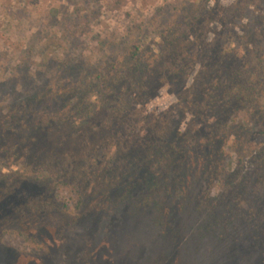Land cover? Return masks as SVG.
<instances>
[{
  "label": "rangeland",
  "instance_id": "rangeland-1",
  "mask_svg": "<svg viewBox=\"0 0 264 264\" xmlns=\"http://www.w3.org/2000/svg\"><path fill=\"white\" fill-rule=\"evenodd\" d=\"M198 1L0 0V148L14 143L7 138L12 129L28 128L41 146H32L27 158L60 168L84 165L89 159L100 162L109 143L122 146L119 143L125 138L120 133L127 134L122 123L128 121L142 125L132 142H127L128 147H124L123 155L129 162L135 158L134 148L141 152L148 145L154 124H145L152 121L154 114L173 110L178 129L188 128L190 117L176 110L179 95L170 91L168 85L137 94L127 115L103 112L80 127L58 124L55 118L42 135V118L35 113L59 111L61 99L54 107L55 100L46 95L29 120L19 114L25 99L40 88L41 82L61 76L70 78V67L88 60L105 62L106 57L115 56L129 43L143 42L148 33L182 21L183 14ZM245 1L248 4L241 0L209 3L205 18L208 32L201 33L199 26L194 30L203 42L202 46L196 42L200 46L196 52H201V56L189 74L188 86L204 65L217 62L220 52L222 56L234 48L241 54L253 44L254 40L246 36L250 37L263 23L264 0ZM75 7L83 8L82 16L76 17ZM85 15L96 18L89 24ZM70 35H75L74 40L70 41ZM228 57L233 62L234 55ZM138 109L141 117L136 115ZM57 125L61 128L56 131ZM257 143L253 129L246 132L245 163L240 177L232 164L234 173L228 176V187L233 185V189L228 195L236 207L221 206L225 216L230 211L227 223L221 222L211 208L201 205L206 177L195 163L183 200L178 192L167 193L160 188L165 172L159 170L144 178L140 191L132 192L117 207L96 208L95 200L101 191L97 183L86 199L83 211L89 212L90 217L85 220L70 223L71 218L68 222L61 215L54 219L30 212L25 218L0 215V264H264V211L257 207L251 210L249 206L246 212L237 209L238 200L244 204L246 198H235L237 184L245 180L252 185L257 176ZM219 190L216 187L213 195ZM178 218V223L173 222ZM30 229L35 230L39 244L20 236L19 231L29 233Z\"/></svg>",
  "mask_w": 264,
  "mask_h": 264
},
{
  "label": "trees",
  "instance_id": "trees-1",
  "mask_svg": "<svg viewBox=\"0 0 264 264\" xmlns=\"http://www.w3.org/2000/svg\"><path fill=\"white\" fill-rule=\"evenodd\" d=\"M211 1L199 0L183 14L182 21L148 33L143 42L129 43L115 56L106 57L105 62L88 60L70 67V78L61 76L41 82L40 88L25 99L19 114L29 120L39 100L46 95L55 100L54 107L61 99L59 111L37 110L35 113L42 118L39 126L42 135L55 118L58 124L73 123L80 127L103 112L122 116L133 109L137 94L168 85L170 91L179 95L176 110L190 117L188 128L178 129L173 110L154 114L152 121L145 124H154L148 145L141 152L134 148L135 158L126 162L124 147L127 148V142L141 131L142 125L138 122L142 118L137 125L123 122L127 134L120 133L125 138L119 143L122 146L109 143L100 162L89 159L84 165L61 168L27 158L32 146L34 149L41 146L38 137L28 128L25 131L14 128L7 136L14 143L0 148V197L4 199L0 207L24 218L30 212L54 219L61 215L68 222L71 218L70 223L85 220L90 217L89 212L83 211L86 199L97 183L101 191L94 203L96 208L117 207L132 192L140 191L144 178L159 170L165 172L160 188L167 193L178 192L183 200L196 163L206 177L201 205L211 208L221 222L227 223L230 211L225 216L221 206L236 207L228 195L233 189V185L228 187V176L234 173L231 168L235 163L240 177L245 163L246 132L253 129L258 140L257 176L252 185L245 180L237 184L235 198H246L244 204L237 199V209L246 212L249 206L251 210L257 207L264 211V20L250 37L247 34L246 39L254 41L245 52L239 54L234 48L222 56L220 52L217 62L204 65L188 86L189 74L201 56V52H196L200 44L196 43L199 38L194 30L199 26L201 33L208 32L205 18ZM75 9L76 17L82 16L83 8ZM85 18L88 19V15ZM92 18L96 17L89 18V24ZM74 38L75 35H70V41ZM228 54L234 55L233 62L229 61ZM140 112L138 109L139 117ZM21 126L26 128L25 124ZM59 128L57 125L56 131ZM216 187L220 190L214 196ZM179 220L173 219V222ZM19 234L39 244L38 237L24 231ZM165 240L169 242L167 236Z\"/></svg>",
  "mask_w": 264,
  "mask_h": 264
},
{
  "label": "flooded vegetation",
  "instance_id": "flooded-vegetation-1",
  "mask_svg": "<svg viewBox=\"0 0 264 264\" xmlns=\"http://www.w3.org/2000/svg\"><path fill=\"white\" fill-rule=\"evenodd\" d=\"M205 38H207V37H205ZM196 42H199V44H202L201 42H203V41H201L200 39L198 40V41H196ZM200 46H202V45H200ZM3 201H4V199L2 198V197H0V205L3 203ZM0 215H3L4 217H13V216H21V215H15V213H13V212H10V211H8L7 209H4V208H1L0 207ZM40 228V227H39ZM34 232H35V230L34 231H32L31 229L29 230V235L30 236H32V237H34V236H36L35 234H34ZM24 239V238H23ZM25 240V239H24ZM26 241H28V240H26ZM38 241H40V239H39V237H38ZM29 242H31V243H33L31 240H29ZM34 244V243H33Z\"/></svg>",
  "mask_w": 264,
  "mask_h": 264
}]
</instances>
